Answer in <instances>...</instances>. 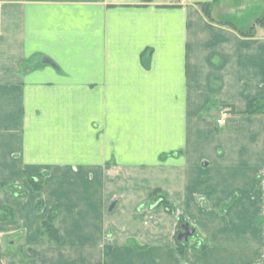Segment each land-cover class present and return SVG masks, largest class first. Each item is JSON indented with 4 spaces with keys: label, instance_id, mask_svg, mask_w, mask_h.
Instances as JSON below:
<instances>
[{
    "label": "crops",
    "instance_id": "1",
    "mask_svg": "<svg viewBox=\"0 0 264 264\" xmlns=\"http://www.w3.org/2000/svg\"><path fill=\"white\" fill-rule=\"evenodd\" d=\"M213 1L0 0V206L15 217L0 264L22 247L35 264H264V115H242L264 97V24L237 22L244 0L209 21ZM51 210L59 245L41 232ZM180 214L210 245L183 258Z\"/></svg>",
    "mask_w": 264,
    "mask_h": 264
},
{
    "label": "trees",
    "instance_id": "2",
    "mask_svg": "<svg viewBox=\"0 0 264 264\" xmlns=\"http://www.w3.org/2000/svg\"><path fill=\"white\" fill-rule=\"evenodd\" d=\"M152 0H144V2L148 3L151 2ZM218 2V0H214L211 3H203L200 4V8L202 13L205 15V17L209 20L212 21V8L213 6ZM264 21V20H263ZM231 26H233L232 24H230ZM234 27V26H233ZM243 35H248V36H253V31L249 32V33H243L240 32ZM242 115L247 116V117H253V116H262L264 115V97H258V98H253L250 99L248 102V106L247 109L244 113H242ZM24 176L26 178V180L28 181L30 187L32 188V190L36 193H40L42 191L43 188V175L41 174H33L30 172H25ZM22 189V188H21ZM17 190L15 187H10L9 191H12L14 194H16V196L18 197H24L27 192H25L23 195L20 194V190ZM160 198V199H159ZM150 199L155 202L153 204L159 206V207H163L165 209V211L167 213H169L170 215H176V206L173 204H170L167 199L165 194L160 191V190H155L151 196ZM158 200V201H157ZM44 205V202L42 200H39L36 203V211H41L42 207ZM0 212H1V216H0V220L2 221H11L14 220V212L11 208L6 207V206H0ZM58 216V211L57 210H51L46 219L42 222L41 224V232L42 235L47 239L48 243L51 245H59L60 244V235H59V230L56 226V219ZM188 220L186 218V216L184 214H180L178 215L177 218V227H176V232H175V242H176V247H177V251L179 253V255L183 258L186 250L188 249V243L186 242H181V240H179V234L182 233L185 229L186 226H188ZM196 232V230H195ZM109 248V247H108ZM206 245L203 244V246H201L200 248H197L199 251H203L205 250ZM110 251V248H109ZM110 253L107 251L106 248V253H105V258L109 255ZM31 257H25L23 255V260L25 261H30ZM33 264H35V261L31 258ZM106 260V259H105ZM104 260V261H105ZM23 264V261H22Z\"/></svg>",
    "mask_w": 264,
    "mask_h": 264
},
{
    "label": "rangeland",
    "instance_id": "3",
    "mask_svg": "<svg viewBox=\"0 0 264 264\" xmlns=\"http://www.w3.org/2000/svg\"><path fill=\"white\" fill-rule=\"evenodd\" d=\"M181 3L184 2L185 0H179ZM246 1V4H247V12H241V13H238L237 16H236V20L237 22L240 24H247L248 21H249V17L252 15V18H253V25L250 26L252 29L253 27L256 29L257 26H260L262 24H264V0H244ZM241 17V18H240ZM237 23V24H238ZM252 24V23H251ZM249 25H248V28H246L245 30H249L250 29ZM253 29V30H255ZM41 66V65H40ZM236 102H240L239 100H237ZM207 113V111H206ZM217 117V116H216ZM215 117V118H216ZM166 156V155H164ZM29 185V184H28ZM30 187V185H29ZM31 188V187H30ZM32 189V188H31ZM20 194H24L26 192V189L22 188L20 190ZM160 199V198H159ZM158 201V200H157ZM151 203H155L151 200ZM39 214V213H38ZM195 229L193 228L190 224H188V226H186V229L182 232V233H186V230L187 229ZM202 240V241H201ZM200 241L198 240V235H197V232H194L191 236L188 237V240H186V238H182L181 242H186L188 243V249L187 250H194V251H197L198 249L197 248H200L201 246L206 245V246H210L209 245V242L207 240H203L201 239ZM174 241H175V238H174ZM175 244V250L177 251V247H176V243ZM26 247H22L21 248V251L24 252L22 253V255H24L25 257H29V255L27 254V252L25 251ZM178 252V251H177ZM23 258V256H22ZM23 261V264H33L31 258H30V261Z\"/></svg>",
    "mask_w": 264,
    "mask_h": 264
},
{
    "label": "water",
    "instance_id": "4",
    "mask_svg": "<svg viewBox=\"0 0 264 264\" xmlns=\"http://www.w3.org/2000/svg\"><path fill=\"white\" fill-rule=\"evenodd\" d=\"M195 232V229H187L186 233H180L179 234V240H182V238H186V240H188V237L191 236L193 233Z\"/></svg>",
    "mask_w": 264,
    "mask_h": 264
},
{
    "label": "built area",
    "instance_id": "5",
    "mask_svg": "<svg viewBox=\"0 0 264 264\" xmlns=\"http://www.w3.org/2000/svg\"><path fill=\"white\" fill-rule=\"evenodd\" d=\"M226 118H227V115L223 113L222 118L217 121V124H219V125L226 124Z\"/></svg>",
    "mask_w": 264,
    "mask_h": 264
}]
</instances>
